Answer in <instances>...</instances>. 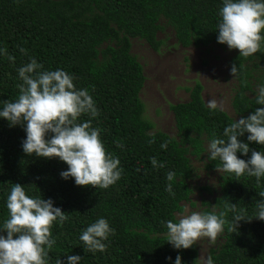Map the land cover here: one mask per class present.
<instances>
[{
  "label": "trees",
  "instance_id": "1",
  "mask_svg": "<svg viewBox=\"0 0 264 264\" xmlns=\"http://www.w3.org/2000/svg\"><path fill=\"white\" fill-rule=\"evenodd\" d=\"M221 7L222 0H0V101L17 99L22 84L18 69L33 58L44 70L66 71L75 78L77 88L88 90L98 109V116L84 115L80 122L91 119L92 127L100 129L106 150L119 158L123 169L121 179L107 189L77 186L74 178L61 177L68 165L59 158L25 154L24 128L10 127L0 117V226L9 218L10 190L20 183L26 195L50 198L68 216L51 229L56 243L48 264H56L57 259L66 264L68 255H79L80 264H175L177 255L182 264H197L195 246L177 250L168 243L166 222H175L181 203L189 200V157L198 159L204 142L208 146L213 138L227 140L224 129L235 120L205 106L201 85L195 82L187 101L169 106L177 138L151 132L139 99L142 68L130 53V39H141L157 51L161 43L156 38L161 29L158 20L163 18L175 43L183 48L228 47L217 42ZM232 50L236 52L228 60V69L231 72L236 64L237 72L230 105L238 120L264 107L256 104L250 81L249 63L260 52L244 58ZM247 135L239 139L249 143V154L237 153L245 160L251 150L264 153V146L247 141ZM163 143L166 149L161 148ZM207 155L204 168L216 170L221 162L209 161ZM152 158L165 166L154 167ZM168 172L175 173L171 182L175 196L165 190ZM219 178L218 196L203 202L201 213L225 212L227 223L221 245L207 257L213 264H264V221L253 218L257 202L264 199L259 195L264 192V177L259 183L247 174L237 178L221 173ZM231 203L236 204L235 212L226 208ZM237 214L253 219L240 221L236 230L232 225ZM99 218L108 220L115 235L105 241V252L93 253L79 237Z\"/></svg>",
  "mask_w": 264,
  "mask_h": 264
},
{
  "label": "clouds",
  "instance_id": "2",
  "mask_svg": "<svg viewBox=\"0 0 264 264\" xmlns=\"http://www.w3.org/2000/svg\"><path fill=\"white\" fill-rule=\"evenodd\" d=\"M217 42L226 44L230 50L239 51V56L247 58L264 53V0H222L219 9ZM23 51V49L21 50ZM9 60H13L9 56ZM236 64L231 66L235 76ZM19 95L15 101H0V117L9 122L10 127L20 125L26 132L22 141L25 154L41 158H59L68 165L60 173L65 180L74 178L77 186H92L107 189L116 184L122 176L118 157L109 153L101 138L100 129L92 127L91 119L80 122V117L95 118L98 109L87 89H79L74 77L62 69L44 70V66L31 59L18 69ZM257 105L264 106V85L256 90ZM209 109L223 111L222 103L215 99L207 102ZM247 135V141L264 146V107H258L248 117L236 119L224 129L227 140L213 138L208 143L209 161L219 159L220 173L234 174L237 178L247 174L256 178L257 183L264 177V153L251 150L249 159H241L237 153L249 154V143L239 137ZM154 141H150L152 143ZM166 149L167 143L161 144ZM154 167H164L155 158ZM169 181L166 191L175 196L172 181L174 172L167 173ZM264 197V192L259 194ZM230 211H236V204H226ZM9 218L0 226V264H48L49 251L56 243L51 229L54 223L63 224L68 216L53 201L40 197H29L20 183H15L7 197ZM253 218L264 221V199L256 204ZM226 213L215 211L201 213L184 205L177 213V219L166 222L168 243L174 249H189L203 238L215 243L224 232ZM242 215L234 217L232 228L236 229L242 220L251 221ZM231 230V229H230ZM115 230L105 218L83 230L79 239L90 252H105L109 237ZM79 255H68L66 264H80ZM167 259L171 260V257ZM203 264H213L211 256ZM56 264H65L57 259ZM175 264H182L180 255Z\"/></svg>",
  "mask_w": 264,
  "mask_h": 264
},
{
  "label": "rangeland",
  "instance_id": "3",
  "mask_svg": "<svg viewBox=\"0 0 264 264\" xmlns=\"http://www.w3.org/2000/svg\"><path fill=\"white\" fill-rule=\"evenodd\" d=\"M161 29L156 38L161 41L157 51L150 48L143 40L130 39V53L142 68L143 84L139 99L143 105V118L152 124L151 132L161 131L177 138L171 104L188 100L189 89L198 82L201 85V99L205 106L215 99L222 103L223 111L233 120L237 119L232 111L230 101L236 88V82L228 69V60L236 52L228 47L219 48L214 44L206 46H189L183 48L175 43L173 31L163 18H159ZM264 54L254 57L249 63L251 73V93H256L259 86L264 85ZM219 109V108H218ZM204 152L198 159L189 157L192 174L187 180L191 194L187 205L193 211L202 212L203 202H212L218 196L220 172L206 170L204 164L208 148L203 143ZM189 203H193L190 206ZM177 218V213L175 214ZM222 243V235L212 243L203 238L194 245L197 250V264H203L210 250H216Z\"/></svg>",
  "mask_w": 264,
  "mask_h": 264
}]
</instances>
